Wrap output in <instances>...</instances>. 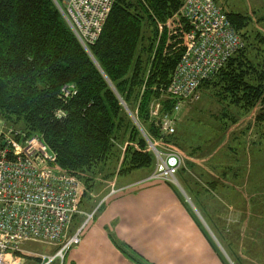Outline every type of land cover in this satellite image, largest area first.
<instances>
[{
  "label": "trees",
  "instance_id": "1",
  "mask_svg": "<svg viewBox=\"0 0 264 264\" xmlns=\"http://www.w3.org/2000/svg\"><path fill=\"white\" fill-rule=\"evenodd\" d=\"M180 3L113 0L98 38L86 50L54 0H0V116L40 135L58 165L75 175L88 174L86 183L124 141L128 143L121 173L150 166L153 154L145 150L139 130L152 137L171 135H162L149 121L148 108L157 100L162 112L173 111L174 98L160 89L169 83L185 48V20L176 17L166 25ZM223 11L239 35L247 16ZM244 48L198 87L216 80L220 100L229 98L250 107L261 96L264 101V73L252 77L253 66L246 58L240 59ZM65 85L75 92L63 97ZM124 106L136 108L142 127L134 125ZM58 110L63 112L61 117L56 116ZM258 119L264 116L259 114ZM111 241L134 263L150 264Z\"/></svg>",
  "mask_w": 264,
  "mask_h": 264
},
{
  "label": "rangeland",
  "instance_id": "2",
  "mask_svg": "<svg viewBox=\"0 0 264 264\" xmlns=\"http://www.w3.org/2000/svg\"><path fill=\"white\" fill-rule=\"evenodd\" d=\"M183 1L166 25L180 17ZM214 1L225 11L247 16L245 27L239 31L241 48L245 46L240 59L248 60L253 66L251 75L257 78L264 73V0ZM215 81L197 87L186 97L173 116L174 132L167 138L152 137L146 130H139L147 144L145 150L153 154L150 166L121 173L120 163L128 143L124 141L117 145L111 159L99 165L93 176L89 175L92 177L89 182L84 180L88 174L77 173L81 188L79 206L84 214L73 218L68 234L84 222L81 241L101 203L130 187L126 183L129 176L143 174L149 178L159 159L149 148L148 142H152L162 156L169 152L178 154L177 184L146 178L142 184L152 181L170 184L212 237L215 250L226 264H264V119H258L259 114L264 116V101L261 96L250 107L232 103L229 98L220 100V87L214 85ZM248 82L256 83L252 79ZM124 107L134 125L142 127L136 118V108ZM148 119L157 126L149 112ZM0 127L4 131L9 128L20 134H37L26 132L19 123H9L1 116ZM88 214L92 216L87 219ZM76 245L63 252L62 264H81L75 258ZM60 247L59 241H28L22 244L21 252L8 255L6 264H35L38 254L52 255Z\"/></svg>",
  "mask_w": 264,
  "mask_h": 264
},
{
  "label": "built area",
  "instance_id": "3",
  "mask_svg": "<svg viewBox=\"0 0 264 264\" xmlns=\"http://www.w3.org/2000/svg\"><path fill=\"white\" fill-rule=\"evenodd\" d=\"M54 1L79 43L88 50L98 38L113 0ZM179 13L188 25L185 48L169 83L161 90L174 98L173 111L162 112L157 100L148 108L162 134L174 132L172 119L182 102L242 45L214 0H184ZM61 92L67 97L75 91L65 85ZM62 115V111L56 112L57 117ZM134 121L137 123L135 118ZM148 144L159 159L146 180L177 184L178 154L169 152L162 156L154 143ZM80 189L76 175L59 167L55 153L40 135L20 134L9 128L4 131L0 127V264L7 263L8 255L21 252L22 244L28 241H59L61 247L54 254H38L35 264H62L63 252L80 242L84 222L68 234L73 218L84 214L79 206ZM86 216L88 219L92 215Z\"/></svg>",
  "mask_w": 264,
  "mask_h": 264
},
{
  "label": "crops",
  "instance_id": "4",
  "mask_svg": "<svg viewBox=\"0 0 264 264\" xmlns=\"http://www.w3.org/2000/svg\"><path fill=\"white\" fill-rule=\"evenodd\" d=\"M131 177L125 192L106 199L95 211L75 246L81 264H136L111 239L150 264H226L212 237L170 184H142L147 177L143 174Z\"/></svg>",
  "mask_w": 264,
  "mask_h": 264
},
{
  "label": "clouds",
  "instance_id": "5",
  "mask_svg": "<svg viewBox=\"0 0 264 264\" xmlns=\"http://www.w3.org/2000/svg\"><path fill=\"white\" fill-rule=\"evenodd\" d=\"M19 149L17 148V151H18Z\"/></svg>",
  "mask_w": 264,
  "mask_h": 264
}]
</instances>
